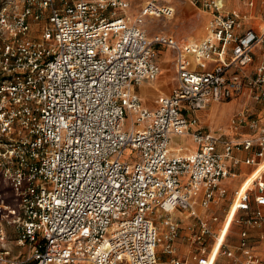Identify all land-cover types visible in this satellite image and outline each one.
<instances>
[{"label":"built area","instance_id":"2783aa9c","mask_svg":"<svg viewBox=\"0 0 264 264\" xmlns=\"http://www.w3.org/2000/svg\"><path fill=\"white\" fill-rule=\"evenodd\" d=\"M14 1L0 6V173L16 204L0 211L29 247L27 263L159 264L163 245L173 264H184L175 256L180 225L172 216L180 210L197 220L198 240L213 238L199 264L219 253L236 264H264L247 229L237 254L225 242L230 220L217 230L198 212L228 195L238 151L256 146L245 162L264 159V126L253 118L259 135L234 140L197 116L242 96L264 103V30L245 27V15L228 11L226 0H186L211 15L206 36L190 42L149 36L147 17L175 15L155 0L134 19L119 14L129 0ZM162 48L175 55L178 82L151 109L135 87L157 80ZM244 121L241 112L232 124ZM184 135L195 151L171 148ZM127 149L137 152L133 163L123 160ZM231 208L248 228L264 227V173L234 192ZM8 254L0 252V264L11 263Z\"/></svg>","mask_w":264,"mask_h":264},{"label":"rangeland","instance_id":"374dc122","mask_svg":"<svg viewBox=\"0 0 264 264\" xmlns=\"http://www.w3.org/2000/svg\"><path fill=\"white\" fill-rule=\"evenodd\" d=\"M150 0H130V8L126 11H120L119 14L129 15L134 19L141 11L142 7ZM158 5H170L175 8V15L173 17L151 16L147 17L143 27L149 34L153 36L157 33L164 32L175 36L181 41H198L204 38L207 34V24L211 17L209 11L200 7L194 6L186 0H155ZM14 0H0V6L13 5ZM253 2V4H251ZM228 11H240L245 15L244 26L260 28L264 22V0H226ZM40 25H35L39 28ZM38 31V30H37ZM38 34V33H35ZM159 62L162 63L163 71L159 79L173 76L176 77V72L173 65V53L170 50L159 49ZM173 79V78H172ZM169 79L168 83L173 80ZM175 81V78H174ZM149 88L155 89L151 84ZM215 107L214 110H212ZM244 113L245 121L241 124H232V120L238 113ZM201 120L206 125L213 128H221L232 139H242L248 135L254 134L249 128L248 122L253 118H258L264 122V103H256L252 100L234 98L221 103H213L210 109H206L201 113ZM133 118L129 115L123 123V129L129 131L132 126ZM189 143L190 141H180V138H175L174 145ZM137 152L132 149H127L124 152L123 160L131 163L135 161ZM15 205L16 197L13 189L8 181L0 173V205ZM219 212V226L221 219L224 218L226 212ZM3 211H0V252L8 251L7 255L11 261L10 264H29L27 258L30 249L27 245L19 242V235L17 228L7 223L2 216ZM156 218V223L160 227L159 213L153 215ZM161 246V245H160ZM160 246L158 249H160ZM217 264H232L231 260L226 256H222Z\"/></svg>","mask_w":264,"mask_h":264},{"label":"crops","instance_id":"0c3cea01","mask_svg":"<svg viewBox=\"0 0 264 264\" xmlns=\"http://www.w3.org/2000/svg\"><path fill=\"white\" fill-rule=\"evenodd\" d=\"M129 2H130V0H129ZM248 28H252L255 31L261 32L262 30H264V22H263V25L258 29L253 28V27H248ZM188 42H190V41H188ZM162 49H163V51L164 50H170L167 48H162ZM172 59H173L174 70L176 72L175 63H174V61H175L174 53H173ZM160 65H161V74L159 75V77L162 75V71H163V67H162L161 62H160ZM159 77L153 83H145L141 86L135 87V92L140 96L143 105L148 107V108H151V109L156 106V101L159 98V96L171 94L173 92L174 88L176 87L177 82H178L177 81V73H176V77H173V76L171 77L168 75H167V77H164L161 79H159ZM174 78H175V81H174ZM169 79H172L173 82L168 83ZM149 84L153 85L155 87V89L149 88L148 87ZM239 98L251 100L246 96H242ZM211 105H210V107H211ZM210 107L208 109H210ZM214 109H215V107L212 110H214ZM202 111H205V110H202ZM202 111L197 112V116L200 119L201 125H203L207 129H211V130L219 131V132L221 131L229 139H232L230 134L225 132L223 129L213 128V127H210V126L206 125L205 123H203V121L201 120V114H200ZM259 121H260V124L262 126H264V122L261 120H259ZM249 122H248V126H249ZM239 124H241V123H239ZM249 128H250V126H249ZM251 130L253 131L254 134L248 135V137H245V138H256L259 135L258 131H254L253 129H251ZM175 138H180V141L184 140V141H190V142L186 143V144H181V142H179L180 145H174L173 141L175 140ZM242 139H244V138H242ZM180 147H182L184 149V152H187V153L193 152L197 149L196 143L193 141V139L189 135L173 137V139L171 141V148L172 149H179ZM256 150H257V147L255 146L251 150H240L235 154L236 157L240 160V163H239L238 167L236 168L237 176L232 178V179L226 180L224 183L225 186L228 188V195L226 196V198L223 199V201L220 204L212 205L211 208H209V209H204L202 207L198 208L199 214L201 216H204L205 218H207V220L210 222V224L217 230L221 229L227 223V221L230 220V225H229V228L227 231V236L225 237V242H226V245L229 246L232 250H235L237 252V254H240V251L238 250L237 247H238V244H239L240 239H241V234L245 229H247L249 231L250 243L253 245L254 249L257 252L264 253V227L258 226L255 228H248L246 225H244L243 223L238 221L239 216L242 213L240 212L234 216L235 210L233 208H231V210H230L231 201L233 199L234 192L236 190L240 189L241 187L247 188L249 186V184L251 183V181L259 173H264V170H263L264 168L262 167L264 164V159H260L256 164H247L245 162L246 159L254 156V153ZM255 194H256L255 192L251 193V205H252V207H256V203H255V199H254ZM221 211H225L226 214H225L224 218L221 219V224L219 226L218 222L217 223L213 222L212 217L218 216L219 212H221ZM162 216L163 215H161V213H159L158 218L160 219L159 221H160L161 226L160 227L158 225L157 226H158L161 233H165L167 228L165 227V225L163 223V217ZM172 216H173V219L176 220L180 225L178 239H177L176 244H175L176 245V255L175 256L178 257L181 261H183L184 264H199L198 263L199 258L206 257L212 251V247L214 246L213 238H206L205 239L206 243H203L200 240H198L197 238L201 232V228H200L197 220L194 219L193 217H191L188 213L177 210V211L172 213ZM233 217H234V219H233ZM158 254H159V264H173L172 259L174 256L166 253L164 251L163 245H161L160 249H158ZM222 256H226L227 258H229L231 260L232 264H236V261L232 257H230L224 253H219L215 257L212 264H217Z\"/></svg>","mask_w":264,"mask_h":264},{"label":"bare ground","instance_id":"6f19581e","mask_svg":"<svg viewBox=\"0 0 264 264\" xmlns=\"http://www.w3.org/2000/svg\"><path fill=\"white\" fill-rule=\"evenodd\" d=\"M263 168H264V164H263V166H262ZM264 170V169H263ZM252 180V179H251ZM250 180V181H251ZM220 241H219V238H218V240L216 241V244H215V247H214V252H216L217 251V248H218V244H220L219 243ZM216 254H217V252H216ZM214 259H215V257H214ZM209 264V263H208Z\"/></svg>","mask_w":264,"mask_h":264}]
</instances>
